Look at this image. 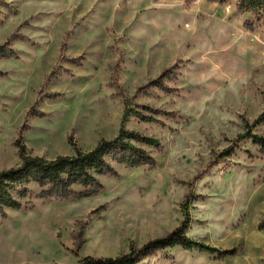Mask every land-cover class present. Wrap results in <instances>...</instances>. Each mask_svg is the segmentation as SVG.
Segmentation results:
<instances>
[{
	"label": "rangeland",
	"instance_id": "1",
	"mask_svg": "<svg viewBox=\"0 0 264 264\" xmlns=\"http://www.w3.org/2000/svg\"><path fill=\"white\" fill-rule=\"evenodd\" d=\"M5 1L0 45L15 35L29 42L13 44L18 59L0 61V171L19 164L18 140L52 160L74 154L70 138L84 152L114 138L123 99L108 86L112 76L134 95L175 63L179 75L168 92L139 100L174 113L170 120L129 125L161 141V150L149 149L155 166L117 167L82 200L40 199L34 188L30 210L0 216V264L117 258L182 226L194 242L237 253L176 247L138 264H264V156L236 141L264 113V25L244 29L251 17L237 12L238 0ZM61 54L84 58L83 66ZM253 131L264 136V124ZM232 145L233 156L220 160ZM191 186L197 198L186 219Z\"/></svg>",
	"mask_w": 264,
	"mask_h": 264
},
{
	"label": "trees",
	"instance_id": "2",
	"mask_svg": "<svg viewBox=\"0 0 264 264\" xmlns=\"http://www.w3.org/2000/svg\"><path fill=\"white\" fill-rule=\"evenodd\" d=\"M187 3L196 0H185ZM211 1V0H209ZM220 5L229 0H213ZM0 9L11 10L10 4L5 0H0ZM237 12L248 14L250 19L244 23V29L253 33L258 24L264 25V0H238ZM2 20L0 19V25ZM70 36L66 34L65 40ZM29 42V38L24 35L13 36L0 45V61L18 59V54L13 47L15 42ZM63 51V49H62ZM82 57L72 58L61 54L60 59L73 63L77 67L83 66ZM118 66V64H117ZM179 68L177 64L163 70L160 75L151 80L147 85L141 87L136 94L126 95L118 79L112 76L109 87L116 95L123 99V111L120 128L112 139H100L95 147L89 151H81L69 139L73 148V155H61L52 160L34 156L21 143L17 141L19 164L11 169L0 171V216H5L6 211L30 210L33 207L34 192L40 199L58 200H82L98 194L102 189V177H117V167L126 169H139L143 167L152 168L156 164L155 157L149 149L161 150L162 143L158 138L149 136L129 127L134 120L139 124L159 125L164 120H170L174 113L163 111L158 108L142 104L139 100L151 96L153 90L166 93L170 90L167 80L178 77ZM71 74L70 71L64 73ZM52 74V73H51ZM61 73H58V76ZM58 94H50L48 99L57 97ZM264 124V113L259 116L252 125L246 124L245 133L238 136L236 141H249L256 145L264 156V136L254 133V129ZM237 145H232L224 150L217 157L220 160H227L233 156ZM201 173L194 177V182L198 181ZM197 196L193 194L192 186L186 195L182 205L186 219L189 218L190 209ZM259 230H264V223L259 225ZM180 247L185 251L197 250L211 255L217 254L224 258L234 256L236 249L220 251L208 245L197 243L189 239L184 230V226L174 230L165 238L156 239L141 249L131 248L129 254L117 258L85 257L79 264H138L142 259L148 257L154 251H163ZM164 259H169L163 255Z\"/></svg>",
	"mask_w": 264,
	"mask_h": 264
}]
</instances>
